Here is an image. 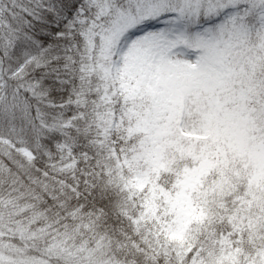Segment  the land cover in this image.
<instances>
[{"label": "snow or ice", "instance_id": "obj_1", "mask_svg": "<svg viewBox=\"0 0 264 264\" xmlns=\"http://www.w3.org/2000/svg\"><path fill=\"white\" fill-rule=\"evenodd\" d=\"M0 264H264V0H0Z\"/></svg>", "mask_w": 264, "mask_h": 264}]
</instances>
